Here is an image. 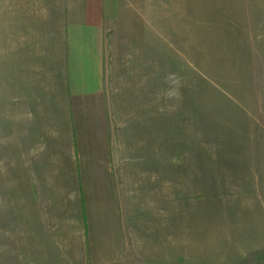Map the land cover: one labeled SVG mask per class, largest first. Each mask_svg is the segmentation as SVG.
<instances>
[{
  "label": "rangeland",
  "instance_id": "1",
  "mask_svg": "<svg viewBox=\"0 0 264 264\" xmlns=\"http://www.w3.org/2000/svg\"><path fill=\"white\" fill-rule=\"evenodd\" d=\"M107 5L74 91L64 0H0V264H264V0Z\"/></svg>",
  "mask_w": 264,
  "mask_h": 264
},
{
  "label": "crops",
  "instance_id": "2",
  "mask_svg": "<svg viewBox=\"0 0 264 264\" xmlns=\"http://www.w3.org/2000/svg\"><path fill=\"white\" fill-rule=\"evenodd\" d=\"M62 9L63 28L60 31L65 36L64 49L67 52V73L72 78V84L85 91H96L103 88L104 69L102 53L104 40L108 33L109 6L112 0H64ZM88 78L84 84L82 77ZM68 78V80H69ZM78 81V82H77ZM71 82V81H70Z\"/></svg>",
  "mask_w": 264,
  "mask_h": 264
}]
</instances>
